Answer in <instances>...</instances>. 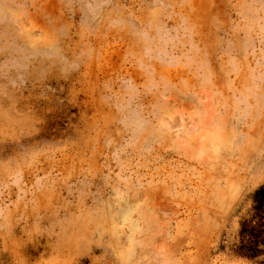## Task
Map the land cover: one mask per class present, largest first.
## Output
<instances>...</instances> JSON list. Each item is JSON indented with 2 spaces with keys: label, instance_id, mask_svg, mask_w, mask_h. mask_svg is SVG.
Instances as JSON below:
<instances>
[{
  "label": "rangeland",
  "instance_id": "rangeland-1",
  "mask_svg": "<svg viewBox=\"0 0 264 264\" xmlns=\"http://www.w3.org/2000/svg\"><path fill=\"white\" fill-rule=\"evenodd\" d=\"M264 0H0V264H260Z\"/></svg>",
  "mask_w": 264,
  "mask_h": 264
},
{
  "label": "trees",
  "instance_id": "trees-1",
  "mask_svg": "<svg viewBox=\"0 0 264 264\" xmlns=\"http://www.w3.org/2000/svg\"><path fill=\"white\" fill-rule=\"evenodd\" d=\"M254 214L241 228L239 252L246 258L264 255V185L255 192ZM264 264V260L260 261Z\"/></svg>",
  "mask_w": 264,
  "mask_h": 264
}]
</instances>
